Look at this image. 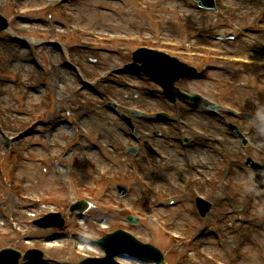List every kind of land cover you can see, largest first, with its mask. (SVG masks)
<instances>
[{"label":"rangeland","instance_id":"374dc122","mask_svg":"<svg viewBox=\"0 0 264 264\" xmlns=\"http://www.w3.org/2000/svg\"><path fill=\"white\" fill-rule=\"evenodd\" d=\"M0 1H3L0 6L5 9L3 16L7 18L18 17L17 28L12 27L11 29L9 27L7 31L0 34V100H5L7 103L10 112V129L15 135H20L26 130L29 123L28 119L31 118L22 117L23 105L21 101H24L27 104L26 108L34 113V120L46 119L54 111L50 107V95L52 93L57 95L58 88H65L69 90L67 101L62 103L60 110L56 113L58 120L55 123L57 126L54 142L58 146L64 143L74 144L73 134L69 130V127L72 128V126L69 124L65 110L70 109L81 118L83 111L90 112V102H93L96 98L90 91L83 88L84 80L91 82L93 79L99 78L105 70L122 66L124 63H131L132 53L143 43H137L130 37L134 35L153 36L156 34V30L144 20L142 13L137 10L132 0H128L125 4L117 2L115 4V1L112 0H108V3L104 0H82L79 5L71 1L69 5L72 8L73 19L69 21L70 24L93 29L102 36H105L104 34L122 36L124 40L111 39L110 43L106 45H98L95 44L94 40L87 39L85 40L88 43L87 48L78 49L73 45L67 48L70 52V59L68 60L64 56V47L59 44H65V42L59 37L60 34L56 33L59 29H57V23L55 22H59L60 19L56 15L57 12L50 8L52 2L50 4L49 2L52 0ZM219 3H221L219 9H223V6L230 9L229 12H226V15L232 20L234 26L241 29L239 33L235 34L234 40L225 38L216 40L215 36L218 33L224 34L230 31L229 28L221 20L216 22L213 13H198L195 7L193 8L188 2H176L175 0L165 4L159 2L158 6L153 9L154 11H151L153 16L162 22L168 40L189 43L195 49V46L201 44L209 45V47H216L223 52L221 61L216 60L217 57L212 58V55L203 53L200 50L184 51L176 55L197 70L207 66V78L204 81L191 83V85L196 86L195 89L199 92L202 90L209 92L214 99L226 100L231 104V111L240 113V115L235 114L237 115L235 116L221 108L220 114H209L195 109L192 105L189 106L188 121L190 124L196 128L206 129L211 134L209 142L198 138L194 155V159L204 158L213 168L211 174L208 173V175L212 182L215 181V185L206 186L208 187L207 190L215 195V202H213L210 209V215L206 221H201L197 215L194 216L195 210L192 197L180 201L176 207L170 210L161 207L158 209L156 203H151L153 212L161 217L168 214L169 219L167 218V220L169 223L171 222L172 228L175 231H184L183 233H188L186 227L188 225L209 224V226H213L214 223H224L222 220L224 212L235 210L238 205L251 197L257 199L253 206L254 212L259 213L261 210L260 218L264 215V193H259L253 187L250 182L252 174L250 170L243 166V162L247 157H252L264 164V0H219ZM255 15H258V17ZM30 20L36 22L29 23ZM186 25L190 27L205 26L206 32L202 33L201 36H196L190 30L185 32ZM67 34L69 35V32ZM70 37L72 39V36ZM13 38L24 42L27 47L13 41ZM53 41H56L54 43L58 45H54ZM36 45H42L41 49L34 48ZM106 50L116 54H105L104 51ZM9 60L13 61L12 65H8ZM79 60L84 63L86 68L85 76L77 68ZM239 60L244 66L238 64ZM44 69L51 71V77L46 76V73L43 72ZM62 72L66 73L68 78H65ZM16 75H20L19 80ZM125 78L140 88L145 86L133 76ZM118 85L115 86V82L109 80L105 88L112 96L116 94L129 104H138L148 110L155 111L163 106L161 101L155 99L154 92L148 94L142 89L133 92L123 89L120 84ZM73 91L75 93H72ZM132 93L136 94L135 98L130 96ZM95 107L98 110L97 113L92 115L89 120L82 118L84 124L92 130H100L114 149L115 147L119 148V143L126 141L128 136L125 133L124 136L115 126L117 125L120 128H123V126L116 121L113 114L103 107ZM249 112L256 114L257 117L259 116V119L249 116L252 115ZM2 120H6L8 123L7 118L5 119L0 115V123L3 122ZM227 120L239 126L240 130L251 141V146L246 148L241 146L239 140L233 137L225 126ZM152 123L155 125H151ZM148 124L151 129L155 127L154 130H159L160 133L166 132L165 135L163 134L165 139H168L166 144L162 145L164 141L161 139H157L155 142L170 156L174 151L172 148H177L175 151L182 160H179L181 162L179 163L182 164L183 158L178 144L175 143V147L169 141L172 137L178 136L177 126L166 122L160 124L151 122ZM72 129L74 131V128ZM48 130V128H37V132L21 140L24 144L22 152L24 156L27 155L25 159L29 158L25 162L24 169L19 172L25 184V191L33 197L54 194L72 196L80 190L81 186L75 184L71 192L64 191L57 181L56 161L47 164L37 162V159L45 158L44 138ZM10 135L8 134V136ZM214 139L216 140L214 141ZM90 143L92 141L88 140L89 145ZM200 147H202V151ZM6 149L5 137L0 134V249L9 247L17 251L25 250L21 249L20 238L18 239L10 226L12 221L19 223L21 225L19 227L26 229L25 237L34 235L38 238V241H33L30 245H28L30 241L27 242V248L38 247V249H41L48 257L43 261L47 264H78L85 258L102 256L99 249H97L99 251L97 253L96 251H90L88 246H84L85 243L74 238L71 229L78 226L75 220L70 219V229L66 232L55 229L39 230L27 224L28 220L40 219L45 215V212L53 209V207L50 203L47 205H35L33 202L20 203L11 194V187L8 188L4 180L5 175H10V168H7L8 166L5 164L7 159L3 160L1 157L2 154L7 155ZM146 155L148 154L143 151L135 159V157H129L121 149L118 156L119 160L116 162L113 150L111 153L107 150L92 148L90 157L99 170L106 168L114 172L117 168L125 170L124 173H127L128 177L121 180L120 183L128 187L130 194L125 200H122V203L133 205L134 203H140L145 198V193L133 178H129L130 172L133 168L144 174L151 171V167L147 164L145 158ZM76 156V154L70 156L72 163L78 162L75 165V172L86 175L84 183H90V177ZM149 156L151 157V155ZM124 158L129 159L125 161ZM131 162L135 164L130 167L129 163ZM159 164L157 168L160 174L164 172L170 178L176 176L175 181H177V174L172 175L169 165L163 164L164 168H161L162 165L160 167ZM61 168L64 170L65 167ZM66 173L68 175V171ZM69 177L73 182H76V176L73 173H69ZM158 179L155 186L159 194L157 198L160 199L173 190L169 188V185L163 179L161 180L159 175ZM221 180L228 181L231 193H228L225 187L221 185ZM162 186L166 187V190L163 191ZM111 195L117 199L114 189ZM227 195L229 196L227 197ZM55 203L57 204V202ZM54 206L60 209L63 205L57 204ZM108 213L111 212L94 210L86 214L85 217H82L79 229L84 234L96 237L102 236L108 231H115V223H119L122 227L138 233L142 240L152 241V245L163 253L165 264L173 263L175 258L170 257V251L166 252L168 244H170L168 239L161 235L151 223L140 224L134 228L123 223V216L115 214L107 216ZM241 215L242 212L236 215L237 217L225 218L226 223H231L233 226L239 225ZM103 220H106V222ZM255 225L258 226L256 232L254 230L249 231V228H245L241 232V230H233L228 227L229 233L232 234L230 239L241 242L244 246V257L239 264H264L262 232L259 225ZM190 229L193 230V228ZM51 239L53 240L51 241ZM209 239H207L208 243H211ZM204 243H207L206 239ZM35 244H39V246ZM210 251L214 254L220 253L217 247ZM185 264H192V262L188 261Z\"/></svg>","mask_w":264,"mask_h":264},{"label":"bare ground","instance_id":"6f19581e","mask_svg":"<svg viewBox=\"0 0 264 264\" xmlns=\"http://www.w3.org/2000/svg\"><path fill=\"white\" fill-rule=\"evenodd\" d=\"M116 128H117V129H119V127H118V126H117ZM200 150L202 151V149H200Z\"/></svg>","mask_w":264,"mask_h":264}]
</instances>
